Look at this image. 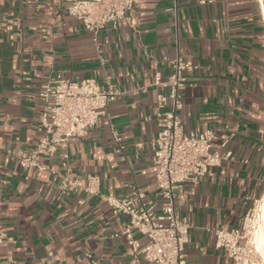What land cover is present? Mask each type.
<instances>
[{"label":"crops","instance_id":"1","mask_svg":"<svg viewBox=\"0 0 264 264\" xmlns=\"http://www.w3.org/2000/svg\"><path fill=\"white\" fill-rule=\"evenodd\" d=\"M48 0H0V222L7 234L0 264H133L124 236L128 217L103 197L144 195L164 204L156 184L153 142L157 96L169 86L171 60L185 73L180 111L186 133L213 130V147L231 153L199 184L179 190L176 205L190 224L188 264H235L217 248L216 231H243L264 196V16L260 0H142L137 25L121 21L97 40ZM94 79L121 94L85 138H71L45 170L24 169L22 156L45 139L40 93L51 78ZM64 155L69 158L65 159ZM98 194L66 192V177ZM142 246L146 239L134 232ZM134 264H146L139 258Z\"/></svg>","mask_w":264,"mask_h":264},{"label":"built area","instance_id":"2","mask_svg":"<svg viewBox=\"0 0 264 264\" xmlns=\"http://www.w3.org/2000/svg\"><path fill=\"white\" fill-rule=\"evenodd\" d=\"M62 9L64 0H48ZM66 13L79 21L84 29L97 40L106 30H116L121 21L131 26L137 25L135 9L142 0H68ZM172 74L166 82L156 77L157 84L169 86L167 93L157 96V116L159 132L153 142L156 184L164 204L148 205L144 195L136 193L133 197L116 198L102 196L110 206L112 214L128 217V224L116 237L124 236L133 254L132 263L139 262L140 256L146 264H188L186 246L189 243V222L182 218L176 205L179 190L187 183L194 185L208 176L211 170L222 165L231 153L221 154L213 147L216 134L213 130L205 133H186L182 126L180 111L183 108L182 89L186 85L185 73L191 66L176 56L170 62ZM121 93L113 88H103L94 79L74 81L61 76L51 78L40 93L46 106L40 127L45 139L40 141L28 156H22L24 169L45 170L39 163L42 154L54 157L58 148L71 138H85L107 117L111 105ZM68 159V155H64ZM97 176H88L86 184L80 180L66 177L61 190L80 188L90 194H98ZM259 202V201H258ZM256 202V204L258 203ZM251 209L244 220L243 231L229 233L216 231L217 248L225 249L235 264H247L249 252L247 229ZM134 232L146 239V244L135 238ZM7 234L0 222V248Z\"/></svg>","mask_w":264,"mask_h":264},{"label":"rangeland","instance_id":"3","mask_svg":"<svg viewBox=\"0 0 264 264\" xmlns=\"http://www.w3.org/2000/svg\"><path fill=\"white\" fill-rule=\"evenodd\" d=\"M261 200L256 204L253 211V216L250 217L249 220V227L247 229V239L249 243L251 244L252 241V245L248 244V252H249V261L247 264H264V260L261 257L260 253H258L256 246L254 245V234L255 233V229H253L255 226H259L260 224V214H261V204H260Z\"/></svg>","mask_w":264,"mask_h":264},{"label":"bare ground","instance_id":"4","mask_svg":"<svg viewBox=\"0 0 264 264\" xmlns=\"http://www.w3.org/2000/svg\"><path fill=\"white\" fill-rule=\"evenodd\" d=\"M263 6V16H264V0H260ZM261 206V214H260V224L259 226H255L253 229H255L254 234V245L257 248L258 253H260L261 257L264 260V196L260 202ZM250 244V243H249ZM252 245V241L251 244ZM264 263V262H263Z\"/></svg>","mask_w":264,"mask_h":264}]
</instances>
